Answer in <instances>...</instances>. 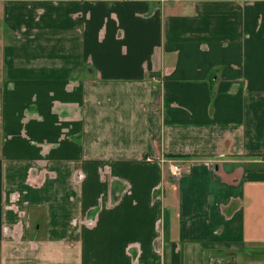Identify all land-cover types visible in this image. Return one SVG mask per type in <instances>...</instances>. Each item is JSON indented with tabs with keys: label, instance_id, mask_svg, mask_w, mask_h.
<instances>
[{
	"label": "crops",
	"instance_id": "1",
	"mask_svg": "<svg viewBox=\"0 0 264 264\" xmlns=\"http://www.w3.org/2000/svg\"><path fill=\"white\" fill-rule=\"evenodd\" d=\"M0 264H264V0H0Z\"/></svg>",
	"mask_w": 264,
	"mask_h": 264
},
{
	"label": "built area",
	"instance_id": "2",
	"mask_svg": "<svg viewBox=\"0 0 264 264\" xmlns=\"http://www.w3.org/2000/svg\"><path fill=\"white\" fill-rule=\"evenodd\" d=\"M176 1H180V0H176ZM168 168H169L170 173L173 175H177L178 173L182 171V168L178 164L173 163V162L168 164Z\"/></svg>",
	"mask_w": 264,
	"mask_h": 264
},
{
	"label": "trees",
	"instance_id": "3",
	"mask_svg": "<svg viewBox=\"0 0 264 264\" xmlns=\"http://www.w3.org/2000/svg\"><path fill=\"white\" fill-rule=\"evenodd\" d=\"M168 157L173 158V159H177V158L188 157V155L187 154H172V155H168Z\"/></svg>",
	"mask_w": 264,
	"mask_h": 264
},
{
	"label": "water",
	"instance_id": "4",
	"mask_svg": "<svg viewBox=\"0 0 264 264\" xmlns=\"http://www.w3.org/2000/svg\"><path fill=\"white\" fill-rule=\"evenodd\" d=\"M116 200V199H115Z\"/></svg>",
	"mask_w": 264,
	"mask_h": 264
}]
</instances>
